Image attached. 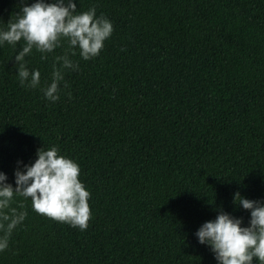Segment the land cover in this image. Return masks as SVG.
<instances>
[{"label":"trees","instance_id":"1","mask_svg":"<svg viewBox=\"0 0 264 264\" xmlns=\"http://www.w3.org/2000/svg\"><path fill=\"white\" fill-rule=\"evenodd\" d=\"M19 4L0 0V27ZM93 6L112 35L98 57H72L54 103L0 47V171L13 183L18 160L56 146L92 213L81 231L15 197L27 216L0 264H216L195 231L221 210L246 226L235 192L264 199V0H77ZM62 52L25 57L42 87Z\"/></svg>","mask_w":264,"mask_h":264},{"label":"clouds","instance_id":"2","mask_svg":"<svg viewBox=\"0 0 264 264\" xmlns=\"http://www.w3.org/2000/svg\"><path fill=\"white\" fill-rule=\"evenodd\" d=\"M112 32V22L97 15L95 6L78 12L77 0H20L15 19L0 27V47L8 44L15 50L19 84L40 87L44 98L54 103L60 99L61 83L67 87L65 71L79 68L72 57L78 54L84 61L98 57ZM58 48L63 52L54 56L50 83L42 87L39 69L30 70L25 57L35 50L46 60ZM13 177L14 186L0 171V252L8 249L12 232L27 216L12 206L15 197L30 199L33 211L53 221L81 231L88 228L91 193L79 178V164L56 146L38 148L30 163L18 160ZM233 202L248 212L247 225L221 210L199 226L196 241L209 248L216 264H253L254 259L264 264V199L251 200L235 192Z\"/></svg>","mask_w":264,"mask_h":264}]
</instances>
